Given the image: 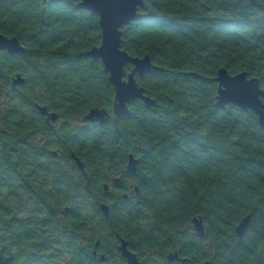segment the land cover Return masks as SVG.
I'll use <instances>...</instances> for the list:
<instances>
[{
    "label": "trees",
    "instance_id": "1",
    "mask_svg": "<svg viewBox=\"0 0 264 264\" xmlns=\"http://www.w3.org/2000/svg\"><path fill=\"white\" fill-rule=\"evenodd\" d=\"M80 1L0 0V33L26 48L0 50V264H125L117 235L143 264H264V129L250 109L216 106L222 67L264 89V0H147L122 48L157 66L136 79L158 105L136 99L126 116L87 54L102 29ZM94 107L107 122L79 123Z\"/></svg>",
    "mask_w": 264,
    "mask_h": 264
},
{
    "label": "water",
    "instance_id": "2",
    "mask_svg": "<svg viewBox=\"0 0 264 264\" xmlns=\"http://www.w3.org/2000/svg\"><path fill=\"white\" fill-rule=\"evenodd\" d=\"M46 1V0H44ZM55 3L58 0H48ZM147 0H81L79 7L90 9L99 15V23L102 29V40L100 45L93 46L87 51V54L93 58L101 59L105 70L109 73V80L113 83L115 89V97L113 104V112L116 115L126 116L130 114L129 104L141 99L148 107L157 106L155 99L146 94L143 87L139 85L136 75L143 76L152 68L157 66L153 64L149 55L144 57L132 56L122 48L123 27L133 21L150 16V13L140 11ZM256 3V0H250ZM0 50H6L9 53L25 52L26 48L21 44L16 36H7L0 33ZM131 64L132 69L127 72L126 67ZM185 75L194 77H202L201 74L194 71H185ZM216 80L219 83L216 106L224 108L228 104H235L241 109L252 110L258 115L261 127L264 129V102L262 96L264 89L258 77H248L246 72L231 74L225 67L218 70ZM24 78L17 75L13 83L15 85L24 84ZM36 107L41 114L47 115L48 119H57L56 112H50L47 106L36 103ZM110 116L106 108L94 107L83 116L85 121H96L106 123ZM55 153V152H54ZM79 169L85 173V163L78 156L73 154ZM138 159L133 153L129 154L127 162V170L135 172L137 170ZM108 188V185H105ZM128 195L125 194V198ZM101 209L106 216H109L110 207L107 203L101 204ZM251 215H247L241 219L236 227L239 237H243L250 222ZM195 231L204 237L206 234L205 224L202 216L193 218ZM99 243L97 242V245ZM123 256L129 264H140L139 257L128 248V243L121 238L119 245ZM105 256H102L104 259ZM170 261L182 260L177 252H171L168 255ZM202 264H213L210 259L202 262Z\"/></svg>",
    "mask_w": 264,
    "mask_h": 264
},
{
    "label": "flooded vegetation",
    "instance_id": "3",
    "mask_svg": "<svg viewBox=\"0 0 264 264\" xmlns=\"http://www.w3.org/2000/svg\"><path fill=\"white\" fill-rule=\"evenodd\" d=\"M47 1V0H46ZM43 115V114H42ZM46 117H47V115H45ZM47 119H48V117H47ZM58 119V118H57ZM57 119H55V120H57ZM48 120H50V119H48ZM51 120H53V119H51ZM54 120V121H55ZM85 122H96V121H90V120H88V121H85V120H83V118L82 119H80L79 120V123H85ZM74 158V157H73ZM75 159V158H74ZM76 161V160H75ZM76 165H77V163H76ZM78 167V166H77ZM79 168V167H78ZM125 171L127 172V173H134V172H129L128 170H127V164H126V168H125ZM120 176H117V177H113L112 178V182H113V184L114 185H118L119 184V181H120ZM108 217V216H107ZM117 237H118V251H119V254H120V256L125 260V264H129L128 262H127V259L123 256V254H122V252H121V250L119 249V245L121 244V238H123V237H121V236H118L117 235ZM123 239H125V238H123ZM126 240V239H125ZM127 241V240H126ZM98 243H99V241H97ZM97 242H96V247H98L99 246V244L97 245ZM127 243H128V241H127ZM128 248L131 250V251H133L130 247H129V243H128ZM134 252V251H133ZM93 253H95L96 254V251H94ZM136 253V252H135ZM138 256V255H137ZM101 259H102V257H101ZM105 259V258H104ZM139 260H140V258H139ZM140 264H143V262L140 260Z\"/></svg>",
    "mask_w": 264,
    "mask_h": 264
}]
</instances>
